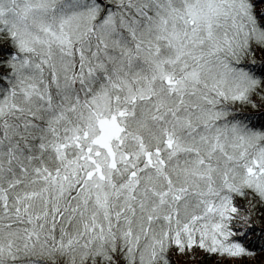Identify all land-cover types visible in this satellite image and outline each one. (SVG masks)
Returning <instances> with one entry per match:
<instances>
[{
  "label": "rangeland",
  "instance_id": "obj_1",
  "mask_svg": "<svg viewBox=\"0 0 264 264\" xmlns=\"http://www.w3.org/2000/svg\"><path fill=\"white\" fill-rule=\"evenodd\" d=\"M97 15V6L89 0H0V20L18 50L15 69L21 65L11 79L19 91L18 105L35 107L34 97L45 102L44 75L58 70V85L67 71L73 43ZM113 19V14L104 13L103 28L113 30ZM120 19L152 28V37L162 39L165 48L162 54L151 53L154 67L145 83L126 85L127 102L153 96L157 109L162 98L155 79H160L165 90L176 93L179 103L187 107L180 112L179 129L165 132L162 154L145 149L126 133L131 109L113 104L101 89L87 98L84 116L61 124L60 136L50 144L61 164L47 182L54 197L70 190L71 200L87 203L79 207L85 212L84 223L78 222L71 232L78 242L105 247L112 238L118 239L131 258L148 263L160 255L164 238L171 234L178 233L181 241L195 236L201 240L200 231L208 234L209 229L200 224L208 219L215 184L232 189L238 177L264 195V143L258 133L225 117L211 95L216 89L229 99H239L252 78L219 61L217 55L199 54L206 44L226 41L229 30L244 41L260 36V30L250 23L242 0H160L153 2L150 16L143 21L134 15L128 19L120 15ZM191 93L197 97L193 111L188 100ZM149 124L146 121L144 130ZM179 153V158L172 159ZM168 159L174 175L169 170L164 175ZM193 197L202 208H190L187 215L178 216L172 209L179 207L176 201L185 207ZM40 201L32 199L30 206L38 207Z\"/></svg>",
  "mask_w": 264,
  "mask_h": 264
},
{
  "label": "trees",
  "instance_id": "obj_2",
  "mask_svg": "<svg viewBox=\"0 0 264 264\" xmlns=\"http://www.w3.org/2000/svg\"><path fill=\"white\" fill-rule=\"evenodd\" d=\"M89 1L97 6V17L91 18V25L82 29L73 43L67 71L58 85V70L44 75L46 100L39 102V97H34L35 107L15 102L19 91L11 79L19 74L21 65L16 70L18 50L0 20V264H264V195L238 177L232 189L222 184L213 186L208 219L200 224L209 229L208 234L200 231L201 240L195 236L183 241L178 233L171 234L164 238L160 255L148 263L131 258L118 239L112 238L105 247H91L72 235L77 223H84L85 212L79 207L87 203L71 200L70 190L54 197L47 182V176L61 164L50 144L60 136L63 121L84 116L87 98L105 89L113 104L131 109L126 133L145 149L162 154L165 132L172 127L179 129L180 112L187 108L158 78L155 89L162 100L157 109L153 96L131 104L125 95L126 85L146 82L154 67L151 53L162 54L165 48L162 39L152 37V28L124 23L120 15L126 19L134 15L143 21L150 16L153 2L160 0ZM242 3L260 36L244 41L229 30L226 41L206 44L199 54L205 57L207 51L206 57L217 55L219 61L246 71L252 78L239 99H229L216 89L211 95L225 117L258 133L264 143V0ZM104 13L113 14V30L103 28ZM140 27L149 32H140ZM188 100L191 111L195 110L196 95L191 93ZM146 121L150 123L147 131L143 128ZM172 165L168 159L164 175ZM169 172L174 175L172 169ZM40 198L41 205L30 206L32 199ZM176 202L179 207L172 209L181 217L190 208H202L196 197L185 207Z\"/></svg>",
  "mask_w": 264,
  "mask_h": 264
}]
</instances>
